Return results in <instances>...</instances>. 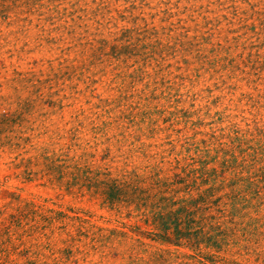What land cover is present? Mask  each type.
<instances>
[{
  "label": "rangeland",
  "instance_id": "obj_1",
  "mask_svg": "<svg viewBox=\"0 0 264 264\" xmlns=\"http://www.w3.org/2000/svg\"><path fill=\"white\" fill-rule=\"evenodd\" d=\"M57 3L69 8L62 19L33 0L9 1L0 16V264H125L131 242L103 255L69 239L58 211L89 212L88 227L121 224L100 195L67 190L69 174L43 176V156L120 178L164 153L172 174L187 138L263 128L264 0ZM130 113L134 123L120 120ZM142 240L148 251L135 261L159 251L165 264H200L189 248ZM238 259L264 264V253Z\"/></svg>",
  "mask_w": 264,
  "mask_h": 264
},
{
  "label": "trees",
  "instance_id": "obj_2",
  "mask_svg": "<svg viewBox=\"0 0 264 264\" xmlns=\"http://www.w3.org/2000/svg\"><path fill=\"white\" fill-rule=\"evenodd\" d=\"M9 1L14 6L18 2L0 0L2 18H7L12 7ZM33 1V5L40 4L39 0ZM53 1H56L53 5L40 4L52 11L47 19L64 18L69 8L62 11L61 4ZM122 118L135 122L132 113L122 115L120 120ZM96 128L101 131L105 126ZM221 131L201 141L187 138L184 149L175 157L172 174L163 167L164 153L160 158L150 156L159 161L148 162L145 173L133 171L120 178L82 167L78 162L68 163L62 157L50 159L44 155L43 176L54 182L63 181L69 174L67 190L79 187L81 192L87 188L94 195H100L104 203L117 212V221L121 224L120 228L96 224L88 227L89 212L72 209L70 215L58 211L59 217L70 220L73 229L69 239L84 238L92 249L103 255L114 254L112 246L115 244L131 242L125 264H165L170 259L165 252L156 251L151 252L147 260L143 257L133 260L137 257L135 254L148 251L142 237L189 248L196 254L190 255L199 257L200 264H243L237 258L251 254L261 256L264 253V127H257L250 134L236 126ZM169 144L172 145L169 154H175L177 144L174 140ZM136 151L149 156L144 144ZM26 173L31 178L33 171L27 169Z\"/></svg>",
  "mask_w": 264,
  "mask_h": 264
}]
</instances>
